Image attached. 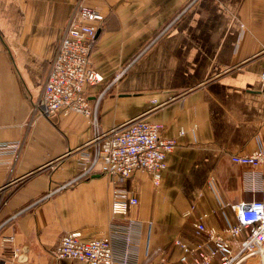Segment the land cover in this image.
Masks as SVG:
<instances>
[{
	"label": "crops",
	"instance_id": "0c3cea01",
	"mask_svg": "<svg viewBox=\"0 0 264 264\" xmlns=\"http://www.w3.org/2000/svg\"><path fill=\"white\" fill-rule=\"evenodd\" d=\"M188 1L0 0V140L22 141L0 163V264H74L54 255L64 233L80 229L90 238L109 230L110 175L47 195L79 171V153H64L91 137L90 119L70 112L27 123L41 77L22 87L14 71L50 60L78 3L105 14L91 55L104 80L89 92L95 101L108 85L101 127L142 112L155 97L160 105L148 117L178 141L159 185L143 171L118 182L139 197L128 212L141 221L138 260L188 264L173 240L192 232L197 216L206 212V223L223 232L237 221L231 203L260 196L264 166L231 155L264 147V0ZM136 53L142 55L130 62Z\"/></svg>",
	"mask_w": 264,
	"mask_h": 264
},
{
	"label": "built area",
	"instance_id": "2783aa9c",
	"mask_svg": "<svg viewBox=\"0 0 264 264\" xmlns=\"http://www.w3.org/2000/svg\"><path fill=\"white\" fill-rule=\"evenodd\" d=\"M104 18L98 6L76 5L49 60L40 94L33 103L34 110L47 118L79 112L88 117L95 128L94 135L75 149L80 164L77 174L47 195L101 173L110 175L114 182L107 233L87 238L80 229L66 232L54 255L73 258L74 264H151L148 260H138L141 221L128 216L130 207L139 202V197L118 182L143 171L149 174L154 185H159L167 167V155L178 141L163 134L162 122L148 117V112L160 105L155 97L142 112L109 128L99 125L98 106L108 85L95 101L90 99L89 92L104 80L91 58ZM260 81L264 97V62ZM21 146L19 139L0 140V163L4 154L15 155ZM231 159L254 168L264 166V147L233 153ZM230 206L237 221H228L223 232L206 223L207 213L204 212L195 218L192 232L174 238L180 260L188 264H264V171L260 196ZM13 240L14 235L5 236L6 242Z\"/></svg>",
	"mask_w": 264,
	"mask_h": 264
},
{
	"label": "rangeland",
	"instance_id": "374dc122",
	"mask_svg": "<svg viewBox=\"0 0 264 264\" xmlns=\"http://www.w3.org/2000/svg\"><path fill=\"white\" fill-rule=\"evenodd\" d=\"M256 9H257V11L259 10V6H256ZM262 53H263V55H264V48L262 49V51H261ZM14 55V54H13ZM142 55V53L141 54H139V53H136V54H134L133 55V57H132V59L130 60V62H132V61H134V60H136V59H138L140 56ZM137 57V58H136ZM92 58V57H91ZM14 60V57L12 56V61ZM40 64V68L39 69H35V68H30V70H25V72H24V70L22 71L21 69H20V71H22L21 73H19V71L18 70H14L15 71V76L17 77V79L19 80V82H21V86L23 87V82H24V84L26 85L25 87H28V85H27V81H28V79L30 80V79H36V77L38 76V79H39V77H41V82L39 83V87L41 88V86L43 85L42 83H43V78H44V76H45V74H46V72H47V70H48V64H49V61L48 62H43V64L42 63H39ZM41 65H42V67H41ZM2 76H3V74H2V70H0V82L3 84V81H2ZM13 77H14V75H13ZM28 78V79H27ZM14 84H13V82H12V85L11 86H13ZM37 86V87H38ZM38 87V88H39ZM104 87H106V85H103L102 87H101V89H100V91H99V93L101 92V90L104 88ZM29 88V87H28ZM28 88H27V90H28ZM24 93V92H23ZM1 94V93H0ZM25 94V93H24ZM99 104H100V102H99ZM1 105H3V95L1 94L0 95V106ZM98 108H99V106H98ZM97 115H98V111H97ZM38 116H41V114H39V111L38 110H34V106H33V109H32V114H30V117H27V123H30V121L32 122L35 118H37ZM28 125V124H27ZM99 125H100V122H99ZM91 126H92V134H91V136L92 135H94V131H95V128H94V126H93V124L91 123ZM101 126V125H100ZM75 154H76V151H75V149H69V150H67L65 153H64V155L65 156H75Z\"/></svg>",
	"mask_w": 264,
	"mask_h": 264
},
{
	"label": "water",
	"instance_id": "95a60500",
	"mask_svg": "<svg viewBox=\"0 0 264 264\" xmlns=\"http://www.w3.org/2000/svg\"><path fill=\"white\" fill-rule=\"evenodd\" d=\"M98 34H99V31H98L97 35H98ZM24 250H26V248H24ZM24 257H25V254L22 253L21 256H20V259H24Z\"/></svg>",
	"mask_w": 264,
	"mask_h": 264
},
{
	"label": "trees",
	"instance_id": "16d2710c",
	"mask_svg": "<svg viewBox=\"0 0 264 264\" xmlns=\"http://www.w3.org/2000/svg\"><path fill=\"white\" fill-rule=\"evenodd\" d=\"M99 35V34H98ZM98 35H97V38H98Z\"/></svg>",
	"mask_w": 264,
	"mask_h": 264
}]
</instances>
